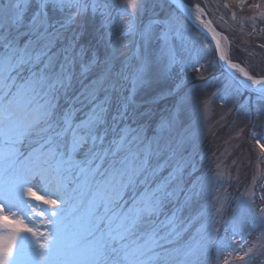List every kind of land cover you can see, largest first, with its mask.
Returning <instances> with one entry per match:
<instances>
[{"label": "rangeland", "instance_id": "374dc122", "mask_svg": "<svg viewBox=\"0 0 264 264\" xmlns=\"http://www.w3.org/2000/svg\"><path fill=\"white\" fill-rule=\"evenodd\" d=\"M183 1L193 8L200 6L203 11L196 13L219 34L229 60L242 65L250 75L264 77V0ZM107 2L113 5L110 29L103 27V17L99 13L93 15L90 9L64 27L61 24L67 12L49 10V23L54 25L49 31H57L49 54H55L57 65L66 54L74 60L69 68L72 85L60 96L58 111L70 110L75 121H80L94 107L102 106L107 109L106 124L101 128L107 129L106 145L125 128L139 135L144 143H159V155L149 161L150 168L158 171L150 180L153 186L168 180L169 190L175 194L160 219L175 212L180 231L176 246L194 245L201 237L207 240L211 233L212 240L223 241V246L218 253L214 243L204 264H264V219L259 212L247 215L236 232L231 227L238 205L254 200L255 209L264 207V153L260 147L264 145V99L249 89L236 90L239 83L222 69L213 44L167 0H144L137 22H161L154 25L152 39L145 46L138 36L122 38L112 74L103 86L95 84L103 72L102 61L110 51L106 33L110 31L115 41L128 20L119 13L125 8L131 10L128 0ZM35 11V0H29L23 25L12 29L21 46L30 38L27 25ZM164 32L168 34L166 42L161 38ZM133 39L140 45V54L146 53L152 61L147 82L135 91L131 73L138 62L133 55L137 44L130 43ZM93 55L98 64L82 73L81 65ZM172 57L176 63L167 70ZM126 60L129 67L122 71ZM233 73L239 76L237 71ZM27 74L25 71L21 76ZM94 89L95 95H90ZM29 150L27 146L21 148L25 153ZM30 186L38 195H45L38 178ZM131 196L129 190L124 199L130 200ZM24 198L45 210L44 217L35 216L31 209L29 214L35 216L37 230L44 235L51 233L53 225L42 222L46 221L50 206L31 199L26 190ZM82 213L83 209H74L70 203L64 209L61 229L74 231ZM210 220L216 221V231L210 226L198 233ZM21 235L31 238L30 233ZM250 248L252 252L245 255Z\"/></svg>", "mask_w": 264, "mask_h": 264}, {"label": "snow or ice", "instance_id": "6c2138e0", "mask_svg": "<svg viewBox=\"0 0 264 264\" xmlns=\"http://www.w3.org/2000/svg\"><path fill=\"white\" fill-rule=\"evenodd\" d=\"M28 2L0 3V264H204L213 244L219 253L223 241L214 242L209 233L207 240L201 237L194 245L176 246L180 231L175 212L160 219L175 194L169 190L168 180L155 186L150 180L158 171L150 168L149 161L153 155H159V143L155 146L152 142L144 143L139 135L125 128L106 145L107 129L101 131V128L106 124L107 109L102 106L94 107L80 121H75L70 110L58 111L60 96L72 85L69 68L74 60L66 54L57 65L55 54H49L57 35V31H49L54 28L49 23V10L67 12L61 24L64 27L90 9L93 15L99 13L103 17L102 26L110 29L113 5L107 0H35L36 11L27 25L30 38L21 46L12 29L23 25ZM128 3L131 10L125 8L119 13L122 18L128 17L120 35L113 41L111 32L106 33L110 51L102 61L101 76L94 82L99 86L112 74L120 55V40L138 36L146 46L152 39L154 25L161 23L149 20L139 24L137 15L144 9V0H128ZM177 6L192 15L193 9L180 3ZM195 11L203 10L196 5ZM167 37V32L162 33L165 42ZM130 43L137 44L133 55L138 65L131 73L135 91L147 82L152 61L146 53L140 54L135 39ZM220 59H226L222 51ZM174 63L175 58H170L167 70ZM97 64L98 58L93 55L81 65L82 73ZM228 64L251 82L240 81L237 91L249 89L264 99V78L253 77L239 64L231 61ZM128 67L126 60L121 70ZM25 71L28 74L21 76ZM256 85L259 87H253ZM90 95H95V89ZM171 125L169 121L168 126ZM256 142L260 144L259 139ZM23 146L30 150L21 151ZM260 147L264 153V145ZM37 178L45 195H38L30 186ZM25 190L31 199L50 206L46 221H42L53 225L48 235L36 228L35 216L44 217L45 210L26 200ZM129 190L132 196L125 200ZM50 196L56 198H46ZM70 203L74 209H83L80 222L72 232L61 229L64 209ZM254 204V200L242 203L234 210L233 232L253 211H258L264 219V207L255 209ZM29 209L35 216L29 214ZM215 223L210 220L197 232L210 226L216 231ZM22 233H30L31 238ZM250 252L251 248L245 255Z\"/></svg>", "mask_w": 264, "mask_h": 264}, {"label": "water", "instance_id": "95a60500", "mask_svg": "<svg viewBox=\"0 0 264 264\" xmlns=\"http://www.w3.org/2000/svg\"><path fill=\"white\" fill-rule=\"evenodd\" d=\"M171 5H173L185 18L186 20L199 32L201 33L202 35H204L212 44H213V47H214V50H215V55H216V58L217 60L220 62L221 66H222V69L224 71H226L229 75L232 76V78L237 82L239 83L240 81H244L245 83H248V84H251L250 81H247L246 78L241 74L239 73L236 69H232L229 64H228V61H231L229 60L226 56H225V53L223 51V47L221 45V42L219 41V39H217L215 36H213L210 31L208 30V28L202 23L200 22L198 19L196 18H193L192 15H189L188 13H185L181 8H179L177 5L178 3L180 4H184L186 7L188 8H191L193 9L192 6L188 5L187 3H185L183 0H167ZM207 25L209 27H211L213 30H215L212 25L209 23V22H206ZM217 41H219V49H217ZM221 51L223 52L224 56L226 59L224 60H221L220 59V53ZM232 63H235V64H239L237 62H234V61H231ZM240 65V64H239ZM241 67H243L242 65H240ZM244 68V67H243ZM245 69V68H244ZM237 71L238 75H235L233 72ZM246 71V70H245ZM253 76V75H252ZM257 79H260V78H264L262 76H253ZM253 87H259V85H256V86H253Z\"/></svg>", "mask_w": 264, "mask_h": 264}, {"label": "bare ground", "instance_id": "6f19581e", "mask_svg": "<svg viewBox=\"0 0 264 264\" xmlns=\"http://www.w3.org/2000/svg\"><path fill=\"white\" fill-rule=\"evenodd\" d=\"M192 16H193V18H196V19H197V16H199V14L196 13L195 8H193ZM198 20H199L200 22L202 21V20L200 19V16H199V19H198ZM202 23L208 28V30L210 31V33H211L213 36H215L217 39H219V34H218L215 30H213L211 27H209V26L207 25V23L205 24L204 21H202Z\"/></svg>", "mask_w": 264, "mask_h": 264}]
</instances>
